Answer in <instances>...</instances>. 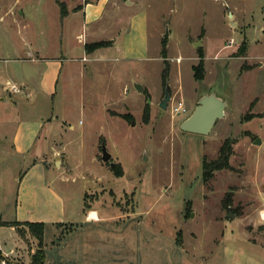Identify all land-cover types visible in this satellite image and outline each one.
Segmentation results:
<instances>
[{"label": "rangeland", "instance_id": "374dc122", "mask_svg": "<svg viewBox=\"0 0 264 264\" xmlns=\"http://www.w3.org/2000/svg\"><path fill=\"white\" fill-rule=\"evenodd\" d=\"M90 1L0 0V248L14 250L0 264L38 263L40 241L14 222L36 159L14 133L31 122L69 217L48 225L45 264H264V0H115L93 29L78 12ZM29 50L63 63L51 94ZM210 92L225 115L183 131Z\"/></svg>", "mask_w": 264, "mask_h": 264}, {"label": "crops", "instance_id": "0c3cea01", "mask_svg": "<svg viewBox=\"0 0 264 264\" xmlns=\"http://www.w3.org/2000/svg\"><path fill=\"white\" fill-rule=\"evenodd\" d=\"M16 1L18 2V0H15V4ZM116 3L117 2L115 0H93L83 4V6L79 9L80 11H78L80 13H83L84 15L83 26L86 27L87 23H90L92 24V29H93L95 25L99 24L105 19L106 14L108 13L109 8L111 7V4L116 5ZM115 42L116 40L114 39V43ZM125 49L126 48H124V53L126 54L128 50ZM27 54L31 58V61L34 62L45 61L46 67L44 68V71L42 73V88L46 90L47 93L51 94L54 90V85L63 63L59 61L60 60L59 58L34 59L32 55L33 50H29ZM28 56L24 57V59L28 58ZM22 77H23L22 80L23 84L24 82L30 81L28 75H24ZM7 88L8 86L6 87V89ZM38 128L39 125H36L34 122H31L29 124H25L20 130H16V132L14 133L13 145L17 147V151L25 153L31 150L33 151L32 155L36 158L35 159L36 161L34 160L31 169L24 175V177L20 181L21 188L22 185H26L27 189L25 190V192L22 193L20 192V197H19L20 199L17 202V208H16L17 220L14 222L16 223L43 222L45 224V231H44V253H45L44 264H45V262L47 261L46 249L49 247L51 248L52 246L50 245H52L51 243L54 242V241L51 242V240L49 241V243L47 242L46 233H47L48 225H52V226L56 225V227H59L57 225H60V227H62V225L67 223V219L69 217L66 209L67 204L65 197L61 195L59 193L60 191H58L54 187L52 182L48 180L46 169L41 164L42 161L39 154L43 150V146H44L43 142L44 139H46V137L43 134H41L40 128H39L40 131H38ZM36 150H40L38 154H36ZM32 180L36 183L35 184L31 183L33 182ZM29 182L31 183L32 186L31 188H28ZM39 188H40L41 198L34 197L31 190L39 189ZM29 189L31 190L29 191ZM39 203H41V205ZM34 207L35 208L40 207L38 213H35ZM77 213L79 214L80 211L78 210ZM90 219L91 217L88 216L86 217L85 221L87 222ZM1 227L2 226L0 225V228ZM11 227L12 229H15V227L13 226ZM30 248H31L30 254L33 255L36 247L34 248L31 246ZM0 250H2L3 253H5V255L8 257H11V255L14 254L13 249H10L9 251H4V249L0 248ZM30 262L28 264H30ZM14 264H25V263L18 262Z\"/></svg>", "mask_w": 264, "mask_h": 264}, {"label": "water", "instance_id": "95a60500", "mask_svg": "<svg viewBox=\"0 0 264 264\" xmlns=\"http://www.w3.org/2000/svg\"><path fill=\"white\" fill-rule=\"evenodd\" d=\"M169 36V31L165 33V37ZM200 43H196V46H200ZM139 91L143 90L141 84H136ZM170 87L167 85L165 89V97L161 102V107L167 109L168 103L171 99ZM150 102V101H149ZM227 106V100L218 96L214 92L207 93L198 101V104L192 114L186 118L180 127L185 132H191L201 135H207L210 133L212 128L215 126L217 120L225 115V108ZM261 139L257 138L255 144H260ZM112 154L108 152L105 145L102 146V160L104 162L110 161ZM111 166H114V162H110ZM233 216L231 213L228 214Z\"/></svg>", "mask_w": 264, "mask_h": 264}, {"label": "trees", "instance_id": "16d2710c", "mask_svg": "<svg viewBox=\"0 0 264 264\" xmlns=\"http://www.w3.org/2000/svg\"><path fill=\"white\" fill-rule=\"evenodd\" d=\"M62 6V4L60 5ZM62 16H65L66 14V10L65 8L62 6ZM100 46V44H99ZM86 49L89 51V45L86 46ZM163 54H165V49H163ZM164 79L165 82L167 80V74L164 73ZM225 156V155H224ZM228 159H229V155L226 154V157L220 159V161L217 164V166H214L213 163L211 164H204L205 166L208 165L209 167H212V169H222L224 167H227V163H228ZM206 169V168H205ZM205 177H208V173L207 170L205 171ZM24 225H26L27 227H29V229L32 231V233L34 234V236L40 241V245H39V252L38 255H33V259L34 261H38V263L35 264H44V260H45V253H44V247H43V237H44V231H45V224L43 222H26L23 223Z\"/></svg>", "mask_w": 264, "mask_h": 264}, {"label": "built area", "instance_id": "2783aa9c", "mask_svg": "<svg viewBox=\"0 0 264 264\" xmlns=\"http://www.w3.org/2000/svg\"><path fill=\"white\" fill-rule=\"evenodd\" d=\"M10 86L14 92L20 91V89L15 84H11ZM8 89H10V87ZM184 110H185V107L183 106L182 102H180L177 106L174 107L173 112H175L176 114H179Z\"/></svg>", "mask_w": 264, "mask_h": 264}, {"label": "bare ground", "instance_id": "6f19581e", "mask_svg": "<svg viewBox=\"0 0 264 264\" xmlns=\"http://www.w3.org/2000/svg\"><path fill=\"white\" fill-rule=\"evenodd\" d=\"M92 217H94V214H93V216Z\"/></svg>", "mask_w": 264, "mask_h": 264}]
</instances>
